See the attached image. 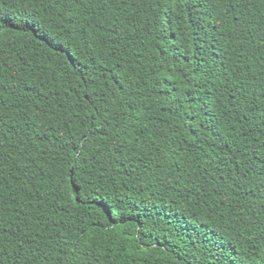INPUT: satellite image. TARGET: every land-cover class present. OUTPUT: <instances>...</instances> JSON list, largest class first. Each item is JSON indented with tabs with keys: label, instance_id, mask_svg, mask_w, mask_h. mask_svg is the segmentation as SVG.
I'll use <instances>...</instances> for the list:
<instances>
[{
	"label": "trees",
	"instance_id": "trees-1",
	"mask_svg": "<svg viewBox=\"0 0 264 264\" xmlns=\"http://www.w3.org/2000/svg\"><path fill=\"white\" fill-rule=\"evenodd\" d=\"M0 264H264V0H0Z\"/></svg>",
	"mask_w": 264,
	"mask_h": 264
}]
</instances>
